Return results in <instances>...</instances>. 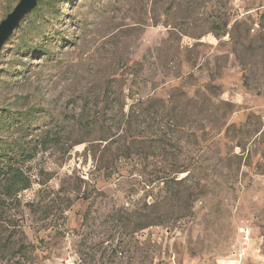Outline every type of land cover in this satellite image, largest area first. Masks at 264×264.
<instances>
[{
    "label": "rangeland",
    "instance_id": "obj_1",
    "mask_svg": "<svg viewBox=\"0 0 264 264\" xmlns=\"http://www.w3.org/2000/svg\"><path fill=\"white\" fill-rule=\"evenodd\" d=\"M1 111L33 155L0 264H264V0H40Z\"/></svg>",
    "mask_w": 264,
    "mask_h": 264
},
{
    "label": "trees",
    "instance_id": "obj_2",
    "mask_svg": "<svg viewBox=\"0 0 264 264\" xmlns=\"http://www.w3.org/2000/svg\"><path fill=\"white\" fill-rule=\"evenodd\" d=\"M36 7L37 5L31 11ZM24 119L26 117L17 111L14 113L0 112V220L3 219L8 208L17 205L19 193L32 185L31 177L24 168L25 162L33 155L32 147L27 144L28 142L25 144L18 141V135L23 132L22 129H25V126L22 127ZM6 131L11 133L8 139L1 136ZM183 171L185 170H181ZM149 225L145 223L141 226L144 228Z\"/></svg>",
    "mask_w": 264,
    "mask_h": 264
},
{
    "label": "water",
    "instance_id": "obj_3",
    "mask_svg": "<svg viewBox=\"0 0 264 264\" xmlns=\"http://www.w3.org/2000/svg\"><path fill=\"white\" fill-rule=\"evenodd\" d=\"M39 0H18L14 8L0 21V53L8 38Z\"/></svg>",
    "mask_w": 264,
    "mask_h": 264
}]
</instances>
